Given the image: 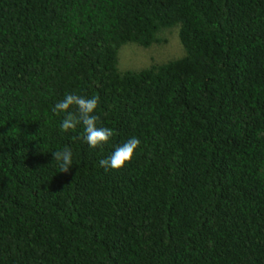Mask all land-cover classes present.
<instances>
[{
	"label": "trees",
	"instance_id": "obj_1",
	"mask_svg": "<svg viewBox=\"0 0 264 264\" xmlns=\"http://www.w3.org/2000/svg\"><path fill=\"white\" fill-rule=\"evenodd\" d=\"M175 26L181 57L118 70ZM71 92L106 144L61 130ZM0 264H264V0H0Z\"/></svg>",
	"mask_w": 264,
	"mask_h": 264
},
{
	"label": "clouds",
	"instance_id": "obj_2",
	"mask_svg": "<svg viewBox=\"0 0 264 264\" xmlns=\"http://www.w3.org/2000/svg\"><path fill=\"white\" fill-rule=\"evenodd\" d=\"M99 104V97H85L75 92L66 93L64 98L57 102L52 111L59 115L64 113L60 128L63 132L75 130L79 125L84 128V141L92 148L106 144L114 136V130L109 127H99V117L95 111ZM70 109H74L70 111ZM141 141L132 137L122 145L116 147L113 153L100 161L105 168L119 170L133 159ZM53 160L59 164L61 172H68L73 165V154L69 147H64L52 153Z\"/></svg>",
	"mask_w": 264,
	"mask_h": 264
},
{
	"label": "rangeland",
	"instance_id": "obj_3",
	"mask_svg": "<svg viewBox=\"0 0 264 264\" xmlns=\"http://www.w3.org/2000/svg\"><path fill=\"white\" fill-rule=\"evenodd\" d=\"M159 35L162 42L152 44L148 48L130 43L121 46L117 53L118 70H140L182 56L183 51L178 42L176 26L163 30Z\"/></svg>",
	"mask_w": 264,
	"mask_h": 264
}]
</instances>
